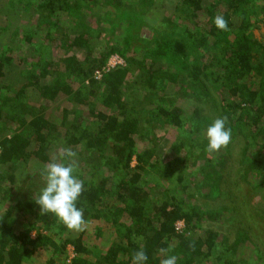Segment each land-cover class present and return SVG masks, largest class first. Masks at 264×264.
Here are the masks:
<instances>
[{
    "label": "trees",
    "instance_id": "1",
    "mask_svg": "<svg viewBox=\"0 0 264 264\" xmlns=\"http://www.w3.org/2000/svg\"><path fill=\"white\" fill-rule=\"evenodd\" d=\"M262 28L264 0H0V264H132L141 247L146 264L168 247L177 264H262ZM222 116L231 142L209 153ZM63 148L83 232L35 204Z\"/></svg>",
    "mask_w": 264,
    "mask_h": 264
},
{
    "label": "clouds",
    "instance_id": "2",
    "mask_svg": "<svg viewBox=\"0 0 264 264\" xmlns=\"http://www.w3.org/2000/svg\"><path fill=\"white\" fill-rule=\"evenodd\" d=\"M214 24L220 31H229L228 21L222 16L214 17ZM228 118L226 116L216 118L206 129L207 147L206 151L215 153L231 142L232 129L226 127ZM77 153L71 148H63L59 155L44 165L42 178L44 186L40 189L35 199V204L40 208V215L53 214L59 223L68 230L83 232L88 227V221L84 218V210L76 206L84 185L78 179ZM164 257L160 264H177V256L169 255L171 247L161 248ZM148 256L141 247L132 254V264H146Z\"/></svg>",
    "mask_w": 264,
    "mask_h": 264
},
{
    "label": "rangeland",
    "instance_id": "3",
    "mask_svg": "<svg viewBox=\"0 0 264 264\" xmlns=\"http://www.w3.org/2000/svg\"><path fill=\"white\" fill-rule=\"evenodd\" d=\"M162 12V14H161V16L160 17H162L163 16V14L165 13V11L163 10H161L160 11V13ZM152 15V14H151ZM154 16L156 17V15L154 14ZM154 17V18H155ZM150 18V17H149ZM82 24H84V23H87L89 26H91V27H93V28H95V26H94V23H95V18L94 17H92V15L90 14V13H88V16H87V18L86 17H83L82 18ZM94 22V23H93ZM14 28V27H13ZM261 31H263L264 32V28H262L261 29ZM255 33H256V35H257V31H255ZM47 42L48 43H54V41L51 39V38H49L48 40H47ZM53 49H54V47H52ZM110 59H112V58H110ZM110 59H109V61H110ZM118 63H120V64H117V66H120V65H125V61H123L122 59H120L119 60V62ZM115 68H116V66H115ZM112 69H114V68H112ZM148 103V102H147ZM173 134V133H172ZM174 134H176V133H174ZM164 135V133L162 132V133H160L159 135H157V138L159 139V141H158V145L161 147V149H162V152H164V154L162 155V157H165L164 155H166V154H168V155H170V153L171 152H173L172 151V149H170V143H172L173 142V140L176 138V135ZM247 136V135H246ZM165 139H167V140H165ZM139 145H140V147L142 146V144L141 143H139ZM177 153H178V150L176 151ZM175 153V152H174ZM93 161V162H92ZM90 163L91 164H97L98 162H95L94 160H92ZM132 164H135V162L133 161L132 162ZM35 165H34V163H30L29 164V167L30 168H33ZM158 173V172H157ZM172 176V175H171ZM173 177H175V176H173ZM31 235L32 236H34L33 235V232L31 233ZM259 240H260V242H261V244L263 245V247H262V249H263V256H264V234H261L260 236H258L257 237ZM252 248V250L254 249L253 247H251ZM69 251H68V257L70 258V257H72V255H73V253H71L70 252V250H72V248H70V246H69V249H68ZM239 252H241L240 250H239ZM253 264H254V262H253ZM262 264H264V258H263V262H262Z\"/></svg>",
    "mask_w": 264,
    "mask_h": 264
},
{
    "label": "built area",
    "instance_id": "4",
    "mask_svg": "<svg viewBox=\"0 0 264 264\" xmlns=\"http://www.w3.org/2000/svg\"><path fill=\"white\" fill-rule=\"evenodd\" d=\"M110 58H112V59H110ZM109 59H110V61H109ZM109 59H108L107 63L102 68L96 69L94 71V74H93L94 79L101 80L103 75L106 72L110 71L112 68H115V66L117 67V64H120V63H118L120 59L123 60L122 57H120V56H118L116 54L115 55H111L109 57ZM120 66H124V65H120ZM182 226H183L182 223H177L176 224V229L179 231L182 228Z\"/></svg>",
    "mask_w": 264,
    "mask_h": 264
},
{
    "label": "bare ground",
    "instance_id": "5",
    "mask_svg": "<svg viewBox=\"0 0 264 264\" xmlns=\"http://www.w3.org/2000/svg\"><path fill=\"white\" fill-rule=\"evenodd\" d=\"M176 172V171H175ZM204 193V192H203ZM186 195V194H185ZM172 206V205H171ZM182 218V217H181ZM185 228V227H184ZM174 231V230H173ZM178 240V239H177Z\"/></svg>",
    "mask_w": 264,
    "mask_h": 264
}]
</instances>
